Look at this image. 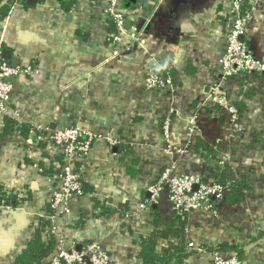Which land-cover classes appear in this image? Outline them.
<instances>
[{"label": "crops", "instance_id": "0c3cea01", "mask_svg": "<svg viewBox=\"0 0 264 264\" xmlns=\"http://www.w3.org/2000/svg\"><path fill=\"white\" fill-rule=\"evenodd\" d=\"M96 3L29 0L27 8L16 1L7 13L14 16L0 22L9 18L11 27L1 45L4 59L35 71L14 81V133L0 140V264H17L36 234L54 241L45 234L53 226L78 247L100 241L111 264H143L141 245L150 237L159 254L184 242L186 264H213L214 254L227 258L235 249L240 264H264V72L222 80L227 0L124 3L130 28L143 35L142 52L112 62L90 50L89 34L79 28L83 12L98 15ZM243 43L264 64V3L253 12ZM161 54L174 59L155 58ZM150 70L169 78L171 88H146ZM214 84L237 110L236 123L211 100ZM170 109L168 144L181 148L194 118L192 142L207 145L205 157L192 147L185 156L166 153L162 134ZM70 127L93 138L89 152L74 162L83 197L62 216L49 202L62 167L49 136ZM168 168L243 182V198L217 204L214 213L191 212L179 224L166 193L149 201L148 188Z\"/></svg>", "mask_w": 264, "mask_h": 264}, {"label": "built area", "instance_id": "2783aa9c", "mask_svg": "<svg viewBox=\"0 0 264 264\" xmlns=\"http://www.w3.org/2000/svg\"><path fill=\"white\" fill-rule=\"evenodd\" d=\"M125 1L127 0H99L96 4L101 8L97 16L91 13L84 15V12L79 16V28L83 33L89 34L87 46L90 50L99 53L105 62L129 61L142 52L143 35L141 31L136 26L125 29V22L128 19V13L124 8ZM261 3H264V0H227V20L223 34L224 50L220 60V73L223 81L240 75L251 76L264 72V64L255 59L247 51L245 44L240 41L247 31L253 12ZM14 6L12 4V8ZM12 15L11 10L9 18H12ZM9 18L4 24L0 23V122L4 119H15L13 116L14 81L21 77H32L35 74L30 66L9 64L2 56V42L4 43V37L11 31ZM159 56L155 58L163 60L167 57L168 61L174 59V56L170 54ZM144 85L149 89L164 91L171 88L172 83L161 73L150 70L144 80ZM210 98L222 107L230 124L238 121V112L228 102L221 84L213 85ZM174 113V109L167 112L163 125L162 138L167 144L169 143V118ZM2 127L1 122L0 130ZM196 130L195 119L191 118L184 131L185 144L181 148H172L168 144L166 153L187 155ZM92 138L91 134L77 127L64 128L50 133L49 141L58 150V156L62 160L60 174L56 176L57 183L55 187L53 186L49 201L50 208L59 215H66L72 201L83 197L80 177L73 168L74 162L89 152ZM148 192L151 195L150 203H156L159 197L166 193L172 212L176 216H185L191 212L214 213V207L223 202L226 189L217 182L205 180L199 173L180 174L174 171V168H168L162 172L158 182L148 188ZM147 205L148 201L140 205V209L144 210ZM45 234L54 240L52 254L47 264H111V257L98 240L82 243L78 247L73 240L66 237V234L57 232L55 226L47 230ZM212 261L213 264H240L235 255L224 258L219 254H214Z\"/></svg>", "mask_w": 264, "mask_h": 264}, {"label": "trees", "instance_id": "16d2710c", "mask_svg": "<svg viewBox=\"0 0 264 264\" xmlns=\"http://www.w3.org/2000/svg\"><path fill=\"white\" fill-rule=\"evenodd\" d=\"M16 1L21 2L24 7H29V0H0V22L6 17L9 9V5L16 3ZM62 6L65 4L62 2ZM3 127L0 130V140H5L10 138L14 133L15 122L9 119H4L1 121ZM0 122V123H1ZM191 147L193 148L196 155L205 157L207 153L210 152V149L204 142L201 141H193ZM218 184L225 187L226 192L223 198V205H233L240 202L243 198V182L239 183H229L226 184L222 182V180L217 181ZM217 208V205L214 207ZM186 216V215H185ZM185 216H180V220H178L179 224H183ZM177 222V221H176ZM180 227V232L182 227ZM54 242L46 243L42 241L41 235L36 234L35 238L30 242L28 248L23 251L21 256L17 259V264H38L41 261L48 262L50 256L52 254ZM140 257L143 261V264H186L185 261L190 255L189 252L185 250L184 242L178 245L173 251L165 252L163 254H159L156 252V241L155 238H148L141 245ZM220 249H225V247H220ZM234 254L237 258L239 256V250L235 249Z\"/></svg>", "mask_w": 264, "mask_h": 264}, {"label": "water", "instance_id": "95a60500", "mask_svg": "<svg viewBox=\"0 0 264 264\" xmlns=\"http://www.w3.org/2000/svg\"><path fill=\"white\" fill-rule=\"evenodd\" d=\"M126 2H133L134 3L135 0H127V1H125V3ZM130 26H131V22L129 20H127L125 22V29L128 30L130 28ZM240 41L243 42V37L240 38ZM6 54H7V52H3L2 56L5 58L7 56ZM159 60H162V58H159Z\"/></svg>", "mask_w": 264, "mask_h": 264}, {"label": "rangeland", "instance_id": "374dc122", "mask_svg": "<svg viewBox=\"0 0 264 264\" xmlns=\"http://www.w3.org/2000/svg\"><path fill=\"white\" fill-rule=\"evenodd\" d=\"M7 15H9V14H7ZM238 261H239V259H238ZM240 262V261H239Z\"/></svg>", "mask_w": 264, "mask_h": 264}]
</instances>
